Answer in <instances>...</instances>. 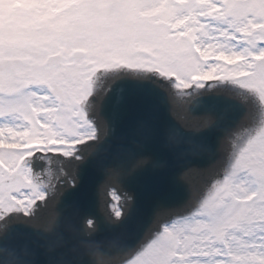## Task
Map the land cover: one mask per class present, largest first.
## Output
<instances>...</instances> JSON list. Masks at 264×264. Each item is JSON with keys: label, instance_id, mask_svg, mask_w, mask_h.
<instances>
[{"label": "snow or ice", "instance_id": "6c2138e0", "mask_svg": "<svg viewBox=\"0 0 264 264\" xmlns=\"http://www.w3.org/2000/svg\"><path fill=\"white\" fill-rule=\"evenodd\" d=\"M121 67L159 74L182 91L220 82L222 73L251 95L257 118L229 138L222 174L194 210L162 220L127 255L90 245L95 264H264V0H0V220L54 199L30 158L80 160L77 145L97 136L86 110H98L88 101L97 72ZM149 135L140 125L124 151L129 172L149 163L138 154ZM111 195L120 201L115 188ZM114 209L120 218L127 208Z\"/></svg>", "mask_w": 264, "mask_h": 264}, {"label": "water", "instance_id": "95a60500", "mask_svg": "<svg viewBox=\"0 0 264 264\" xmlns=\"http://www.w3.org/2000/svg\"><path fill=\"white\" fill-rule=\"evenodd\" d=\"M125 73L97 72L93 91L102 94L93 97L97 139L86 144L81 159L71 161L65 172L73 184L59 183L56 197L41 207L36 220L5 219L10 223L0 231V264H95L90 245L110 256L127 255L162 220L189 212L222 174L231 151L227 141L247 124L244 103L223 92L192 95L184 103L186 113L202 122L206 117L211 124L191 127L179 120L166 81L153 74ZM142 124L150 135L138 154L149 163L129 172L121 162L124 151L139 139ZM157 163L163 167H154ZM112 188L130 196L128 203L122 201L127 209L120 218L108 213L105 197Z\"/></svg>", "mask_w": 264, "mask_h": 264}, {"label": "flooded vegetation", "instance_id": "af4514ba", "mask_svg": "<svg viewBox=\"0 0 264 264\" xmlns=\"http://www.w3.org/2000/svg\"><path fill=\"white\" fill-rule=\"evenodd\" d=\"M55 155H62V154H41V153H36V155L32 158H30L31 164L30 166L33 169V173L34 175L39 179L40 182H42L44 185H46V187L43 190H46L50 184L49 181V167H48V163L49 160L55 156ZM43 168L44 173H42V171H40V168Z\"/></svg>", "mask_w": 264, "mask_h": 264}, {"label": "rangeland", "instance_id": "374dc122", "mask_svg": "<svg viewBox=\"0 0 264 264\" xmlns=\"http://www.w3.org/2000/svg\"><path fill=\"white\" fill-rule=\"evenodd\" d=\"M130 70H137V69H130ZM220 76H221V81H223V79H222L223 74L221 73ZM173 84H174V83H173ZM176 219H177V218H176Z\"/></svg>", "mask_w": 264, "mask_h": 264}, {"label": "bare ground", "instance_id": "6f19581e", "mask_svg": "<svg viewBox=\"0 0 264 264\" xmlns=\"http://www.w3.org/2000/svg\"><path fill=\"white\" fill-rule=\"evenodd\" d=\"M107 71H113V70H107ZM95 80H96V77H95Z\"/></svg>", "mask_w": 264, "mask_h": 264}]
</instances>
